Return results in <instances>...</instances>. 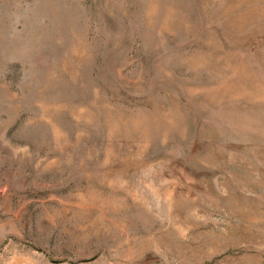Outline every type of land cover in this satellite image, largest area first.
I'll return each mask as SVG.
<instances>
[{
  "label": "rangeland",
  "instance_id": "374dc122",
  "mask_svg": "<svg viewBox=\"0 0 264 264\" xmlns=\"http://www.w3.org/2000/svg\"><path fill=\"white\" fill-rule=\"evenodd\" d=\"M0 264H264V0H0Z\"/></svg>",
  "mask_w": 264,
  "mask_h": 264
}]
</instances>
